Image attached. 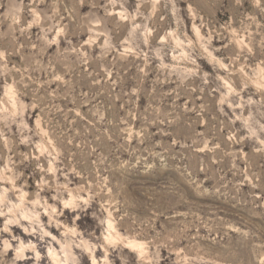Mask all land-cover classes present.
Instances as JSON below:
<instances>
[{
	"label": "rangeland",
	"instance_id": "1",
	"mask_svg": "<svg viewBox=\"0 0 264 264\" xmlns=\"http://www.w3.org/2000/svg\"><path fill=\"white\" fill-rule=\"evenodd\" d=\"M0 264H264V0H0Z\"/></svg>",
	"mask_w": 264,
	"mask_h": 264
}]
</instances>
